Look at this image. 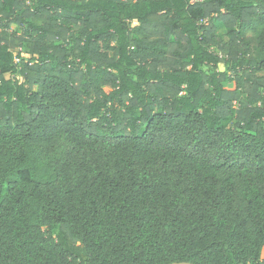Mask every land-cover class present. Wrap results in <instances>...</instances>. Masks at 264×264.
<instances>
[{
  "label": "trees",
  "instance_id": "trees-1",
  "mask_svg": "<svg viewBox=\"0 0 264 264\" xmlns=\"http://www.w3.org/2000/svg\"><path fill=\"white\" fill-rule=\"evenodd\" d=\"M263 252L264 0H0V264Z\"/></svg>",
  "mask_w": 264,
  "mask_h": 264
},
{
  "label": "rangeland",
  "instance_id": "rangeland-1",
  "mask_svg": "<svg viewBox=\"0 0 264 264\" xmlns=\"http://www.w3.org/2000/svg\"><path fill=\"white\" fill-rule=\"evenodd\" d=\"M220 31H224V29L222 27L219 28ZM226 66L222 63L219 65V68H221L222 70H224ZM263 256H264V252H263Z\"/></svg>",
  "mask_w": 264,
  "mask_h": 264
},
{
  "label": "water",
  "instance_id": "water-1",
  "mask_svg": "<svg viewBox=\"0 0 264 264\" xmlns=\"http://www.w3.org/2000/svg\"><path fill=\"white\" fill-rule=\"evenodd\" d=\"M172 264H191V263H183V262H181V263H172Z\"/></svg>",
  "mask_w": 264,
  "mask_h": 264
}]
</instances>
